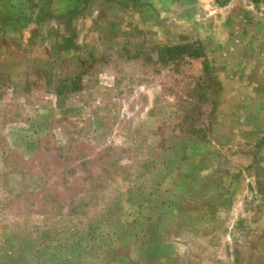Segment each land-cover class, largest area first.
<instances>
[{
    "label": "rangeland",
    "instance_id": "374dc122",
    "mask_svg": "<svg viewBox=\"0 0 264 264\" xmlns=\"http://www.w3.org/2000/svg\"><path fill=\"white\" fill-rule=\"evenodd\" d=\"M0 264H264V0H0Z\"/></svg>",
    "mask_w": 264,
    "mask_h": 264
},
{
    "label": "crops",
    "instance_id": "0c3cea01",
    "mask_svg": "<svg viewBox=\"0 0 264 264\" xmlns=\"http://www.w3.org/2000/svg\"><path fill=\"white\" fill-rule=\"evenodd\" d=\"M194 5H195V7H196V6H198V3H195ZM215 20H216V18H215ZM215 20H214V21H215ZM213 26H214V25H213ZM202 33H203V32H202ZM203 34H204V33H203Z\"/></svg>",
    "mask_w": 264,
    "mask_h": 264
}]
</instances>
